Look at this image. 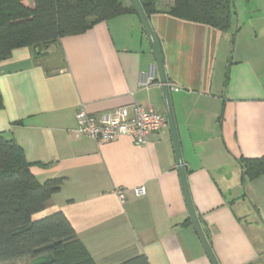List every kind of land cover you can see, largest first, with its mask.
<instances>
[{
    "label": "crops",
    "instance_id": "crops-1",
    "mask_svg": "<svg viewBox=\"0 0 264 264\" xmlns=\"http://www.w3.org/2000/svg\"><path fill=\"white\" fill-rule=\"evenodd\" d=\"M166 1L149 20L193 204L219 264H264V174L242 179L239 163L264 155V0H235L225 30L173 16L162 8L174 0ZM154 66L135 13L0 61V132L23 147L38 181L66 178L39 216L62 211L94 264L140 254L150 264H212L189 216L169 126L143 145L130 135L98 144L72 133L81 107L99 114L140 104L166 114L157 68L149 88L140 84ZM139 186L146 194H135Z\"/></svg>",
    "mask_w": 264,
    "mask_h": 264
},
{
    "label": "trees",
    "instance_id": "trees-1",
    "mask_svg": "<svg viewBox=\"0 0 264 264\" xmlns=\"http://www.w3.org/2000/svg\"><path fill=\"white\" fill-rule=\"evenodd\" d=\"M234 1L174 0L162 9L225 30L233 25ZM141 2L148 16L158 11L157 0ZM126 13L137 14L133 3L125 5L122 0H0V61L24 46H32L41 54L64 36L84 33L100 21ZM239 163L242 179L264 174V155L242 156ZM33 165L16 139L0 132V264L27 258L29 264L35 260H39L37 264H94L62 211L39 216L66 178L40 182ZM119 264L150 262L140 254Z\"/></svg>",
    "mask_w": 264,
    "mask_h": 264
},
{
    "label": "built area",
    "instance_id": "built-area-1",
    "mask_svg": "<svg viewBox=\"0 0 264 264\" xmlns=\"http://www.w3.org/2000/svg\"><path fill=\"white\" fill-rule=\"evenodd\" d=\"M156 66L149 73L141 75L140 84L149 88L156 79ZM133 116L130 117V113ZM76 127L72 130L75 138H91L98 144H104L118 140L121 136L130 135L138 145L147 143L148 137L153 132L163 131L169 126L166 114L159 113L140 104L119 106L112 110L94 114L84 107L75 113ZM119 197L125 201L126 195L123 189L118 191ZM137 196L146 194L145 186H139L134 190Z\"/></svg>",
    "mask_w": 264,
    "mask_h": 264
},
{
    "label": "water",
    "instance_id": "water-1",
    "mask_svg": "<svg viewBox=\"0 0 264 264\" xmlns=\"http://www.w3.org/2000/svg\"><path fill=\"white\" fill-rule=\"evenodd\" d=\"M131 1H132L133 5L136 9V12H137V14H138L143 26H144L146 34H147L149 41L151 43L153 53L155 55L156 68L158 70L159 80H160L161 85L163 87L164 99H165V104H166V115L168 117V123H169V127L171 130L172 138H173V143H174L176 157H177V163H178V169H179L180 176H181V182H182V186H183L185 200H186L187 207L189 210V216L191 218V221L194 225V228H195V230H196V232H197V234H198V236H199V238L203 244V247L205 248V251H206L208 257L210 258L212 264H219V261L217 260L215 254L211 248V245L208 241V238L205 234V231L201 225V222L199 220V216L197 214V211L195 209V206H194L192 198H191V194H190V190H189V184H188V180H187L186 169H185V164H184V160H183L182 152H181V145H180V139H179V135H178L176 118H175V114H174V110H173L171 88H170V84H169L168 78H167L166 68H165V64H164V57H163L162 50H161V44H160L152 26H151L149 16L147 15L141 0H131ZM38 52H39V50H38Z\"/></svg>",
    "mask_w": 264,
    "mask_h": 264
},
{
    "label": "rangeland",
    "instance_id": "rangeland-1",
    "mask_svg": "<svg viewBox=\"0 0 264 264\" xmlns=\"http://www.w3.org/2000/svg\"><path fill=\"white\" fill-rule=\"evenodd\" d=\"M122 1L125 5L132 3L131 0H122ZM165 3H167L166 0H165ZM165 6H163V7H165ZM33 263L37 264V263H39V260H35V262H33ZM2 264H29V259L28 258L27 259H21V260H17V261H13V262L2 263Z\"/></svg>",
    "mask_w": 264,
    "mask_h": 264
},
{
    "label": "bare ground",
    "instance_id": "bare-ground-1",
    "mask_svg": "<svg viewBox=\"0 0 264 264\" xmlns=\"http://www.w3.org/2000/svg\"><path fill=\"white\" fill-rule=\"evenodd\" d=\"M154 79H156V75H155V78Z\"/></svg>",
    "mask_w": 264,
    "mask_h": 264
}]
</instances>
